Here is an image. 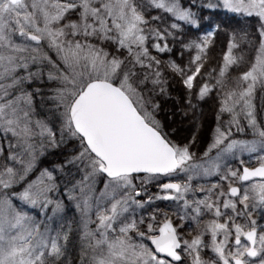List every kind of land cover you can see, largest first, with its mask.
<instances>
[{
  "label": "snow or ice",
  "instance_id": "snow-or-ice-1",
  "mask_svg": "<svg viewBox=\"0 0 264 264\" xmlns=\"http://www.w3.org/2000/svg\"><path fill=\"white\" fill-rule=\"evenodd\" d=\"M0 264H264V0H0Z\"/></svg>",
  "mask_w": 264,
  "mask_h": 264
}]
</instances>
